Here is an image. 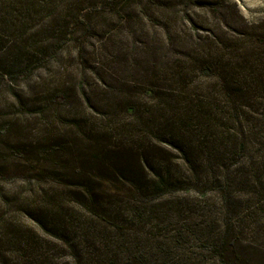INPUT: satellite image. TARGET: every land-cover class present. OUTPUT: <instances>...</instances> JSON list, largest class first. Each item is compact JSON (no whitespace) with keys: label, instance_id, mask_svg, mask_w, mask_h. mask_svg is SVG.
<instances>
[{"label":"rangeland","instance_id":"1","mask_svg":"<svg viewBox=\"0 0 264 264\" xmlns=\"http://www.w3.org/2000/svg\"><path fill=\"white\" fill-rule=\"evenodd\" d=\"M0 2L11 3L24 12L29 24L15 37L1 30L0 47L8 50L11 43L30 40L32 49L41 47L46 55L55 49L60 29L68 28L67 22L80 9L94 7L91 21L95 34L83 24L78 26L75 38L61 49L58 61L51 67L37 72L31 80L0 83V132L9 130L6 137H0V173L7 168L11 175L0 178V200L10 202L5 208L6 216L28 235L36 234L45 252L55 255L50 263L80 264L77 257L84 253L86 259L83 244L73 242L71 249L48 232L59 227L55 220L60 211H88L78 195L60 197V208H44L54 189L35 180L44 169L41 157L34 154L35 147L42 141L80 147L84 137H90L97 126L111 131L107 144L112 163L127 171L104 184L110 193L131 196L124 178L133 175L155 179L156 173L171 171L173 177L187 181L162 198L151 200L141 218L132 209L112 214L117 221L114 234L121 242L111 247L110 256H118L123 264H144L146 256L158 264H219L203 244L213 241L222 230V182L234 207L242 257L239 264H264V94L246 92L251 99L244 102L248 113L241 115L243 127L238 125L235 114H226L219 134L222 146L216 152H206L202 158L198 157L204 151L202 143L184 144L197 163L206 167L208 160L215 163L213 157L225 160L222 167L212 166L198 176L190 172L177 146L158 142L164 133L160 122L153 126L143 114L146 103L160 102L157 92L163 83L176 91L191 83L203 88L202 95L205 91L216 96L224 85L226 68L236 69V75H232L238 76L241 84L252 86L256 79L264 80V0ZM206 63L216 69L211 78H204L200 72ZM132 103L137 104L136 111L131 109ZM165 130L180 139H176L178 145L182 136L189 137L185 130ZM243 137L247 142L244 140L245 145L240 146ZM147 143L154 145L153 171L145 164ZM15 146L21 149L23 160L12 155L11 148ZM46 164L54 173L66 175L72 172L66 166L79 161L59 148ZM31 217L48 224V232ZM88 223L102 225L93 219ZM10 254L23 256L19 249ZM98 256L100 259L101 251Z\"/></svg>","mask_w":264,"mask_h":264},{"label":"trees","instance_id":"2","mask_svg":"<svg viewBox=\"0 0 264 264\" xmlns=\"http://www.w3.org/2000/svg\"><path fill=\"white\" fill-rule=\"evenodd\" d=\"M0 3V31L3 30L4 35H6L5 33H9L12 37H15L19 32L20 34L25 32L29 28L25 13L18 11L11 3ZM93 9V5H88L82 10L80 9L72 21H70L71 23L67 22L68 28L65 29L66 26H64L60 29V35L57 39L59 41L63 40L61 42L58 41L54 45L55 49L50 55H46V51H40L41 47L32 49L31 45L33 43L29 45L30 40L15 45L11 43L12 48L8 50L7 48L3 49L0 47V52L3 54V59H0V83L7 81L20 82L24 79L31 80L36 76L37 72L51 67L54 62L58 61L57 56L61 49L75 38V35L79 31L78 26L83 24L86 26L87 31L95 34L96 29L91 21ZM261 37L264 38V35H261ZM229 64L231 65V63ZM215 71L216 69L212 64L206 63L200 72L204 78H211L215 75ZM162 72L166 75L165 68ZM225 74L224 85L216 92V96L211 95V93H205V91L202 95L203 88L191 83H185L182 86L184 90L180 91H176L166 83H163L157 92L160 102L155 105L153 103L145 104L146 111L143 114L149 122L151 121V125L157 126L160 122V130L164 133L165 129H170L173 132L175 130L189 132L187 139L182 136L183 141L179 145L176 144V139L178 141L180 139L176 136H170L168 133H162L158 142L164 145L174 144L177 146L179 151H182L184 154L183 158L187 161L190 172L197 176L208 172L212 169V166L216 167L217 165L218 167H222L225 160L220 158L219 161L218 157H209L215 163L208 160L210 164L208 163L206 167L205 165H201L199 161L197 163L192 156L193 153L191 154L190 151H187L184 144L190 146L191 143H202L201 148L204 147V151L201 150L198 157L202 156L203 158L206 152H216L222 146L219 144L222 142L219 134L226 114L230 112L235 114L238 125L243 127L241 115L248 113L245 111L248 107L244 102H250L247 99H251L246 92L250 91V94H252V91H257L264 94V80L256 79L257 82L251 86L248 83L241 84L238 82L241 79L238 76L232 75H236V69L234 68H226ZM234 77L235 79H231ZM261 97L264 100V95ZM131 109L136 111L138 109L137 104L132 103ZM101 128L98 129L97 126L93 128L92 135L84 137V141L80 147L77 145L70 146L60 141L56 143L42 141L43 143L37 144L35 147L36 151L34 152V154L41 157V161L44 164V169L35 178L36 182L52 186V189H54L48 201L44 202V208H60L62 207L59 203L60 197L78 195L83 198L82 202L85 203L84 205L88 212L82 213L79 210H75L68 214L60 211L59 217L55 220L59 227L49 232L47 230L48 224L44 225L45 222L42 219L31 218L40 225L42 224L43 227L41 228L46 233L48 232L49 236L64 244H69L71 249L74 248L73 242L78 241L79 246L83 244V250H87L86 259H84L85 253L83 252L84 255L77 257L81 260L80 264H123L124 261L119 262L118 256H110L111 247L121 242L120 238L114 234V232H117L115 230L117 229V221L112 214L115 215L125 212L126 209H132L141 218L144 207L150 204L151 200L162 198L166 193L175 189L177 184H186L185 182L187 181H180L175 176L173 177L169 173L171 171L164 172L161 175L156 173L155 179L144 180L143 177L133 175L130 179L124 178L125 184L130 188L129 193L131 196L123 198L119 194L110 193L107 187H104V184L110 183L112 177L126 174L125 172L127 171L126 167L120 168L118 164L113 165L112 154H110V148L107 144L111 137V131L108 128ZM242 132L244 131L242 130ZM7 133H9V130H6V132L2 130L0 137H6ZM242 136H246V133ZM253 136H255L254 133ZM244 140L245 137H243V141L239 144L240 146L245 145L246 140ZM149 144L147 143V149L145 150V154L148 156L145 164L153 171V163L155 161H153L154 157H152V148L154 149V145L151 146L152 143ZM59 148H64L67 154L74 157L75 161H79L77 165L66 166L72 170L71 173H67L66 175L54 173L52 168L46 164L49 157L58 151ZM20 150L16 146L11 148V153L16 160H23L20 156ZM128 166L132 167L133 165H129L128 163ZM69 169L67 170L68 172H70ZM130 169L131 174H134V169ZM5 170L6 172L0 173L1 180L2 178L7 179L11 176L8 169L6 168ZM217 182L219 183V181ZM217 182L215 183L218 184ZM219 188L223 189L221 191L222 230L213 241H206L203 246L211 251L212 256L218 260L219 264H239L242 257L239 253L240 241L237 236L232 199L227 190L225 191L222 182ZM9 203V201L0 200V264H53L50 263V258L55 255L45 252L43 245L35 239L34 236L36 234H33V236L28 235L16 224L15 220L6 216L5 208L10 205ZM86 219H93L102 225L91 226L88 223L89 220L87 221ZM14 249H19V252L22 251L23 256L13 257L12 253L10 254L12 255L11 257L9 253L14 251ZM98 251H101L100 259ZM113 252L116 253L115 251ZM92 254L95 256L93 257ZM142 260L144 264L159 263H152L147 256ZM139 262H142L141 259H139Z\"/></svg>","mask_w":264,"mask_h":264}]
</instances>
